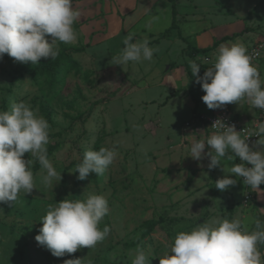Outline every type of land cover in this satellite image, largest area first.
<instances>
[{"label": "rangeland", "instance_id": "rangeland-1", "mask_svg": "<svg viewBox=\"0 0 264 264\" xmlns=\"http://www.w3.org/2000/svg\"><path fill=\"white\" fill-rule=\"evenodd\" d=\"M171 1L180 35L192 47L201 45L197 38L185 37L193 24L198 32L206 26L241 25L239 33L250 32L223 44L264 47V0ZM73 7L81 11L73 25L77 39L58 42L55 60L23 63L7 54L0 59V111L23 101L48 121L47 155L62 176L45 186L46 171L25 153L23 159L33 160L35 189L30 194L21 191L14 204L0 203V264H64L77 258L84 259L82 264H132L138 246L150 264H159L179 232H190L203 222L238 219L242 230L255 231V219L264 223V184L254 189L229 173V167L241 162L238 157L223 158L221 166L209 169V147L200 160L189 156L192 143L211 136L194 123L202 115L196 110L199 94L206 93L196 83L190 61L200 65L202 77L220 45L190 57L176 30L159 40L171 25L167 0H73ZM129 33L133 42L146 38L157 51L151 60L113 65L111 59L122 51ZM255 67L264 71V49ZM230 111L238 120L247 117L248 123L256 117L244 101L230 104ZM100 147H115L116 160L104 175L90 173L78 180L77 163L86 150ZM225 176L236 184L220 191L215 182ZM89 193L107 199L109 213L99 227L109 226L110 234L92 249L52 256L35 240L41 217L49 205L67 198L83 200ZM246 194L252 197L248 203ZM257 248L264 261V243Z\"/></svg>", "mask_w": 264, "mask_h": 264}, {"label": "clouds", "instance_id": "clouds-1", "mask_svg": "<svg viewBox=\"0 0 264 264\" xmlns=\"http://www.w3.org/2000/svg\"><path fill=\"white\" fill-rule=\"evenodd\" d=\"M80 17L81 11L73 7V0H0V59L7 54L23 63L37 64L41 58L55 60L59 55L58 42L76 41L73 25ZM133 39L132 33L125 36L122 51L111 59L113 65L153 58L157 49L149 47L146 38L135 42ZM254 55L259 56L260 52ZM251 60L245 46L234 43L219 46L214 66L202 77H198L200 65L190 61L192 75L206 93L201 99L208 109L247 100L252 107L264 110V82ZM211 128L218 131L206 142L192 143L189 156L200 160L209 147V169L221 166L223 158L233 161L238 157L243 163L229 167V173L242 177L243 183L254 189L264 184V151L252 150L246 142L249 137H242L235 125L228 126L217 119ZM49 129L48 121L23 101L12 103L10 111H0V203L14 204L21 191L30 194L35 189L33 160L23 159L25 153L46 171L42 177L45 186L62 179L47 155ZM255 136L259 137L256 143L264 147V122L256 124ZM117 156L115 147L86 150L74 173L79 174L78 180H85L90 173L102 176ZM235 184L236 180L225 176L215 182V188L225 191ZM108 213V201L103 195L89 193L83 200L67 198L48 206L35 240L57 258L81 248L92 249L111 232L107 225L102 230L99 227ZM253 223L256 230L251 233L242 230L238 219H216L203 222L190 232H179L169 245L170 251L159 257V264H264L257 248L258 243H264V223L259 219ZM83 261L68 259L64 264ZM132 264H150L142 247H137Z\"/></svg>", "mask_w": 264, "mask_h": 264}, {"label": "built area", "instance_id": "built-area-1", "mask_svg": "<svg viewBox=\"0 0 264 264\" xmlns=\"http://www.w3.org/2000/svg\"><path fill=\"white\" fill-rule=\"evenodd\" d=\"M263 49L264 47L262 45H254L247 50V54L252 56L251 63L253 66H256L260 64L261 58L263 57ZM259 51L260 55L256 56L254 55V52ZM215 63V62H214ZM214 63H212V67L214 66ZM217 119H221L226 123L228 126L235 125V130L237 132H241L242 137H249L246 141L249 144V147L252 148V150L256 151L255 148L258 146L256 143L259 139V137L255 136V130H256V124L259 122H264V110L260 109L259 118L257 121L252 125H245L243 123H240L237 121L232 115L230 111V104H227L223 106L220 109H217L213 114L210 115H199L195 118L194 123H197L198 126L205 127L208 131L214 133L218 131L217 129H212L211 126L214 121ZM247 167H251V165H246ZM251 195L246 194L244 198V202L248 203L251 201Z\"/></svg>", "mask_w": 264, "mask_h": 264}, {"label": "crops", "instance_id": "crops-1", "mask_svg": "<svg viewBox=\"0 0 264 264\" xmlns=\"http://www.w3.org/2000/svg\"><path fill=\"white\" fill-rule=\"evenodd\" d=\"M143 8V6H141V9ZM140 10V9H139ZM203 27V26H202ZM202 27H199V28H202ZM241 28V25H226V26H223V28H220V27H218V28H216V27H214V28H212V27H210V26H206V27H203L201 30H200V32H198L197 31V29H198V27H197V25H191L190 26V30H189V33L187 34V35H185V37H188V38H190V39H193V41H195L196 40V38L198 39V40H200L201 41V45L200 46H197L196 48L197 49H206V48H210V47H212V45L214 44V42H216V41H219L220 39H222V38H224V37H231L232 35H234V34H237V33H239V29ZM232 43H230L229 42V46L231 45ZM246 49L248 50V48L246 47ZM212 56V55H211ZM258 69V72H259V74H260V79H261V81L262 82H264V71H260L259 70V68H257ZM198 90H199V86H198ZM199 95H201V98H202V96H203V94H199ZM242 101H244V104L246 105V106H248V102H247V100H241V102ZM205 103H203L202 102V100H201V102H199V105H198V107L196 108V110H197V113L198 114H202V115H204V114H206L207 112H209V113H214L217 109H211V110H207V108H205ZM233 105H235V104H233ZM250 105V104H249ZM250 107H252L251 105H250ZM254 108V107H253ZM195 110V111H196ZM254 110H255V113H256V117H255V120L253 121V122H251V123H248V122H246L245 120H246V118L247 117H242L240 120H238L237 118H239V115L237 116V115H233L232 114V112H231V115L237 120V121H239L240 123H243V124H245V125H252V124H254L256 121H257V119L259 118V114H257V112H258V109L257 108H254ZM204 131V130H203ZM210 132V131H209ZM213 133H211L210 132V134L209 135H212ZM203 136L205 137V134H204V132H203ZM259 147H260V145H258ZM257 146V147H258ZM241 161V160H240ZM239 164H241V163H243L242 161L241 162H238Z\"/></svg>", "mask_w": 264, "mask_h": 264}, {"label": "trees", "instance_id": "trees-1", "mask_svg": "<svg viewBox=\"0 0 264 264\" xmlns=\"http://www.w3.org/2000/svg\"><path fill=\"white\" fill-rule=\"evenodd\" d=\"M170 4H171V25L170 27L165 31L164 34H162L160 37H159V40H162V39H166L167 36H168V33L171 31V30H176L177 31V34L179 35V39L182 40L184 43H186V52H188V55L190 57H193L195 55H200V54H205L209 51H211L212 49H214L215 47L227 42V41H231L234 37L240 35V34H244V33H248L250 32L249 29H244L241 33L239 34H234L232 35L231 37H224L222 39H220L219 41H216L214 42V44L212 45V47L210 48H206V49H197L196 47H192V45H190L189 43H187V41L181 37L180 35V32L178 30V26L176 24V16H177V12H176V9H175V5L174 3L171 1V0H167ZM155 42H158L155 41Z\"/></svg>", "mask_w": 264, "mask_h": 264}]
</instances>
